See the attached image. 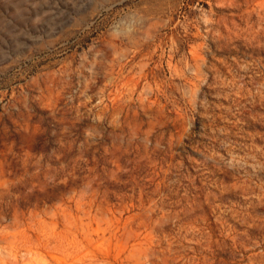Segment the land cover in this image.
Masks as SVG:
<instances>
[{"label":"rangeland","instance_id":"374dc122","mask_svg":"<svg viewBox=\"0 0 264 264\" xmlns=\"http://www.w3.org/2000/svg\"><path fill=\"white\" fill-rule=\"evenodd\" d=\"M0 264H264V0H0Z\"/></svg>","mask_w":264,"mask_h":264}]
</instances>
